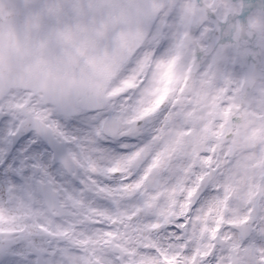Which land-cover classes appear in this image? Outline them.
<instances>
[{
  "label": "snow or ice",
  "instance_id": "snow-or-ice-1",
  "mask_svg": "<svg viewBox=\"0 0 264 264\" xmlns=\"http://www.w3.org/2000/svg\"><path fill=\"white\" fill-rule=\"evenodd\" d=\"M124 8L138 37L108 40L110 80L0 89V264H264V179L208 218L220 154L264 127V0Z\"/></svg>",
  "mask_w": 264,
  "mask_h": 264
},
{
  "label": "water",
  "instance_id": "water-1",
  "mask_svg": "<svg viewBox=\"0 0 264 264\" xmlns=\"http://www.w3.org/2000/svg\"><path fill=\"white\" fill-rule=\"evenodd\" d=\"M130 0H0V89L79 76L107 81L115 61L107 42L122 48L138 37Z\"/></svg>",
  "mask_w": 264,
  "mask_h": 264
},
{
  "label": "flooded vegetation",
  "instance_id": "flooded-vegetation-1",
  "mask_svg": "<svg viewBox=\"0 0 264 264\" xmlns=\"http://www.w3.org/2000/svg\"><path fill=\"white\" fill-rule=\"evenodd\" d=\"M166 75L168 82L171 83V69ZM167 94L168 91L165 89L161 100ZM228 157L235 159L227 176L229 181L228 197L223 201L211 203L208 208V218L209 220L215 218L217 226L223 222L225 213L238 216L241 211L245 187L254 181L264 179V127H260L255 121L250 122L232 142L231 149L226 154H220V164L223 165L224 160ZM25 222L31 223V220L25 218Z\"/></svg>",
  "mask_w": 264,
  "mask_h": 264
}]
</instances>
